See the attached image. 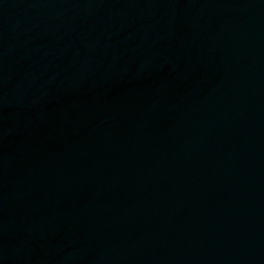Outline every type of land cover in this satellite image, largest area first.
<instances>
[{"label": "water", "instance_id": "1", "mask_svg": "<svg viewBox=\"0 0 264 264\" xmlns=\"http://www.w3.org/2000/svg\"><path fill=\"white\" fill-rule=\"evenodd\" d=\"M0 264H264V0H0Z\"/></svg>", "mask_w": 264, "mask_h": 264}]
</instances>
